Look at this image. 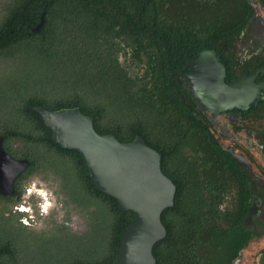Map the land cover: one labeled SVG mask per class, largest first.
Masks as SVG:
<instances>
[{"label":"trees","instance_id":"1","mask_svg":"<svg viewBox=\"0 0 264 264\" xmlns=\"http://www.w3.org/2000/svg\"><path fill=\"white\" fill-rule=\"evenodd\" d=\"M230 1L5 0L0 5V58L11 62L0 79V110L13 123L46 129L45 143L72 155L77 203L97 208L93 226L76 237L69 252L54 257L58 264H114L123 231L136 214L121 212L114 197L98 190L80 154L51 139L35 106L78 107L94 119L99 134L121 142L140 136L161 152L162 171L177 191L161 216L167 235L153 248L156 264H234L249 245L242 226H230L235 211L222 210L219 198L204 197L201 181L196 187L198 175L183 153L189 130L197 126L181 101L188 96L178 75L200 49L226 45L242 21ZM43 15L42 28L32 33Z\"/></svg>","mask_w":264,"mask_h":264},{"label":"flooded vegetation","instance_id":"2","mask_svg":"<svg viewBox=\"0 0 264 264\" xmlns=\"http://www.w3.org/2000/svg\"><path fill=\"white\" fill-rule=\"evenodd\" d=\"M245 1L249 8L230 1L242 21L225 46L210 50L225 66V83L247 78L254 99L230 108L197 99L186 77L191 74L187 63L194 59L178 75V86L188 96L182 103L196 117L190 145L183 149L185 163L198 175L196 187L201 181L204 197L219 198L222 210L235 211L230 226H242L243 237L252 242L264 236V5ZM6 75L1 68L0 79ZM47 134L44 128L13 123L0 110V152L8 157L0 161V253H5L0 264H58L54 257L69 252L76 237L93 226L97 208L78 204L74 193L73 157L46 144ZM253 203L258 209L247 231L243 226Z\"/></svg>","mask_w":264,"mask_h":264},{"label":"water","instance_id":"3","mask_svg":"<svg viewBox=\"0 0 264 264\" xmlns=\"http://www.w3.org/2000/svg\"><path fill=\"white\" fill-rule=\"evenodd\" d=\"M251 4L253 0H250ZM44 15L32 33L39 32ZM186 75L195 97L214 106L248 105L255 97L247 78L232 85L225 83L226 69L216 51L206 49L197 59L190 60ZM44 124L52 132V140L61 147L77 151L88 167L98 190L116 199L121 212L133 211L136 219L127 223L121 240L120 255L114 264H156L153 248L164 239L167 229L162 213L173 206L176 185L161 168V154L137 136L131 142H121L114 135L99 134L94 119L80 108L56 111L35 106ZM7 155L1 151L0 161ZM258 204L253 203L245 220L251 230Z\"/></svg>","mask_w":264,"mask_h":264},{"label":"rangeland","instance_id":"4","mask_svg":"<svg viewBox=\"0 0 264 264\" xmlns=\"http://www.w3.org/2000/svg\"><path fill=\"white\" fill-rule=\"evenodd\" d=\"M3 2H5V0H0V5H2ZM0 66L2 68H8L11 66V62L8 61V59L0 58ZM80 227L81 229L83 228V226ZM262 254H264V236L250 242L248 247L244 250L243 256L237 261V264H260Z\"/></svg>","mask_w":264,"mask_h":264}]
</instances>
